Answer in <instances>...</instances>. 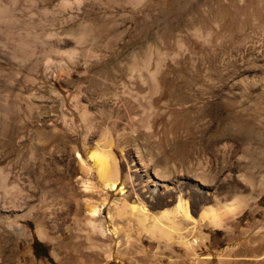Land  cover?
Here are the masks:
<instances>
[{"label":"rangeland","instance_id":"obj_1","mask_svg":"<svg viewBox=\"0 0 264 264\" xmlns=\"http://www.w3.org/2000/svg\"><path fill=\"white\" fill-rule=\"evenodd\" d=\"M157 69L152 93L137 73ZM104 96L113 118L107 107L101 115ZM104 129L123 174L120 147L164 171L181 165L180 151L211 170L210 189L181 179L191 220L180 226L196 223L205 238L194 250L137 225L118 244L87 228L99 199L85 156L107 150ZM177 204L147 210L167 215ZM233 204L244 206L227 215ZM210 209L221 228L200 222ZM0 248L1 264H264V0H0Z\"/></svg>","mask_w":264,"mask_h":264},{"label":"bare ground","instance_id":"obj_2","mask_svg":"<svg viewBox=\"0 0 264 264\" xmlns=\"http://www.w3.org/2000/svg\"><path fill=\"white\" fill-rule=\"evenodd\" d=\"M158 68L160 67L158 66ZM159 73L160 71H158V69L152 72L145 70V71H139L137 73V76L141 80L146 81V83H148L147 86L150 92L153 93V91L155 92V90L157 89L156 86L157 82L155 83V80L157 81L156 78H158ZM144 86L146 85L144 84ZM157 94L158 93H156V96ZM105 97L106 96H104V98ZM107 97L101 103V108H102L101 115H105L107 111L106 110L107 107L109 109V116L113 118L115 116H113V111L109 108L110 105L107 104L108 102ZM130 98L134 99L135 101H137L138 99V98L135 99L133 97ZM117 101L122 102L123 106L125 107L126 104L128 103L127 100L123 101L118 97L112 99L110 102H112V104H116ZM80 106L82 105L80 104ZM82 113H83L82 118L83 117L85 118V116L88 115L84 111H82ZM143 113H145L144 116H146L147 113L146 112ZM119 117H120L119 114H117V118ZM145 121H147L146 129L150 133V126L148 122L149 119ZM115 125L116 124H113V127H115ZM104 132L106 138L105 143L108 144L107 150H99L96 153L88 154L85 156V159L91 163L90 167L94 171L93 172V174L95 175L94 179L96 180L95 184L89 185V189H90L89 194L91 196L90 198L98 197L99 199V201H95L92 204H88L89 212L87 215L86 225L87 228L93 233V236L98 237L104 241H108L111 238H113L115 239V241H119L117 242L118 244L122 240L120 238L121 232H123V230L125 232L127 231V229L131 230V228H133L134 225H137L138 229L140 228L143 231H147V233L149 232L152 235L160 234L162 238L166 237V239L167 238L173 239L176 244H178L181 247H184L187 250H194L201 242L205 240V238L197 232L195 227L196 223L192 222L194 224L192 229L186 227L181 228L182 224L178 221L179 218L189 220L188 222H190L191 220V217L189 216L188 213V207H187L188 204L183 198L186 188L184 187L185 183H183L182 180L184 177L189 179L193 178L195 180L200 181V184L207 187V189H210L208 187L214 185V179L212 178V176H210L211 170L205 171L203 167L194 168L191 165V161H190L191 157L186 158L187 156L185 155V151L184 153L180 151L178 154L180 155L184 154L185 156L184 159H182L183 157L180 159L177 156L178 155L177 153H174L172 157L177 158L181 162V165L172 166V169L164 171L162 170L164 166L162 167L161 162L155 163L152 160H147L144 157V155H142L141 152L138 150H133L131 152L132 154H129L126 150L120 147V153L122 156L123 163L125 165L124 167L125 173L123 174L122 173L123 168L120 166L119 160L116 155V149H115V145L113 144L114 141H113V137L111 136V131L110 129L109 130L106 129ZM123 139H124L123 135L119 134V141L122 142ZM76 154H77V158H79L81 162H84V159L79 155V153ZM253 173L254 172L248 173L250 176L249 182L252 183V185L256 181V177L254 176ZM11 174H12L11 169H9L5 177V180L8 181V183H6L7 195H8L7 197L10 201L8 203L12 207H16L15 197H17L16 196L17 188L15 187V183H14L15 181L13 182L10 180ZM118 187H120L119 192L124 191V189L126 190L124 194L121 195L119 193L120 194L119 198L117 199L115 198L114 200L109 199V195L112 196V191L117 190ZM203 189L204 188H196V190L199 192H202ZM18 198L20 199V197ZM174 200L177 201L178 204L175 210H173V212H171L170 214L167 215L160 214L158 216H152L151 214L148 213L147 210L148 203L159 205L158 208L160 207L163 209L166 205H168L171 201ZM79 205L80 204H77L78 207L77 209L80 208ZM241 205L244 206V204ZM243 206L235 207L234 204L230 206L225 205L224 212L227 215L232 216L236 211H238ZM104 210L106 212V216L101 218L100 214ZM29 212L30 211L28 210L25 213H22L21 216H24ZM217 212L210 209L209 212H207V214L201 216L200 222L204 224H208L209 226L221 228L223 222L222 219L223 216L218 214ZM77 216L78 215H75L72 219L74 225L79 224V220ZM132 222L135 223L133 224ZM21 228L19 226L11 227V229H13L14 231V234L18 237L25 236L26 232ZM181 230H185L186 233H189L190 235L193 236L197 234L198 237L193 238V236H191V239L189 238L187 239L186 237H184L183 233L180 232ZM37 233L41 237L42 231L39 228L37 229ZM125 238L128 241L130 240V236H126ZM9 252L10 255L9 258L7 259L10 260L15 257L14 256L15 251L14 249H11ZM6 253H7L6 248H2V249L0 248V257L1 255H6ZM111 256L109 255V257ZM263 258L264 256L262 257V259ZM109 259H110L109 263L113 262V258H109ZM4 262H7V260L4 259ZM4 262L3 264H5Z\"/></svg>","mask_w":264,"mask_h":264}]
</instances>
